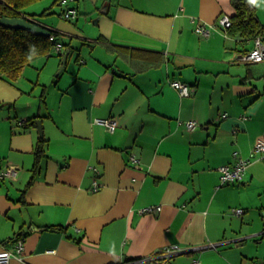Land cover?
Returning a JSON list of instances; mask_svg holds the SVG:
<instances>
[{
    "label": "crops",
    "instance_id": "0c3cea01",
    "mask_svg": "<svg viewBox=\"0 0 264 264\" xmlns=\"http://www.w3.org/2000/svg\"><path fill=\"white\" fill-rule=\"evenodd\" d=\"M70 1L39 23L63 36L64 69L52 54L0 79V173L17 169L0 179V250L25 239L9 264H134L169 247L180 253L156 264L264 263V160L250 156L264 138V62L236 61L253 40L218 26L235 14L231 1ZM252 3L264 26V0ZM66 8L77 10L69 24ZM34 116L47 140L36 167L39 131L21 128ZM110 117L113 133L93 122ZM234 152L250 163L240 183L220 185ZM149 206L161 210L141 212Z\"/></svg>",
    "mask_w": 264,
    "mask_h": 264
},
{
    "label": "trees",
    "instance_id": "16d2710c",
    "mask_svg": "<svg viewBox=\"0 0 264 264\" xmlns=\"http://www.w3.org/2000/svg\"><path fill=\"white\" fill-rule=\"evenodd\" d=\"M40 0H0V17H16L36 20L24 13L23 8ZM64 0H53L60 5ZM235 14L230 17L229 34H236L242 39L253 40L258 35H264V26L259 23L252 0H230ZM51 37L37 36L24 30L10 29L0 26V78L15 82L24 67L40 56L52 55V47L58 42L59 33L50 29ZM58 55V54H57ZM37 116L28 118L21 123L23 131L36 129ZM47 140L41 136L36 141L34 150L35 165L44 157V146Z\"/></svg>",
    "mask_w": 264,
    "mask_h": 264
},
{
    "label": "built area",
    "instance_id": "2783aa9c",
    "mask_svg": "<svg viewBox=\"0 0 264 264\" xmlns=\"http://www.w3.org/2000/svg\"><path fill=\"white\" fill-rule=\"evenodd\" d=\"M62 17L66 20H73L77 17V10L75 8H66L62 12ZM218 26L224 30L231 27L230 17L227 15H222L218 19ZM209 26L199 23L195 25L194 32L199 38L205 39L209 36ZM64 49L61 45L56 44L52 47V54H63ZM236 61L243 64H257L264 62V35H258L253 39V46L250 50L241 53L236 56ZM170 85L178 92L179 96L182 98L190 97L193 93L192 88L180 81H171ZM225 118L226 115H223ZM95 124L103 126L109 133H113L117 128V122L114 118H96L93 120ZM197 124L194 121H187L185 123V128L188 131L193 130ZM251 157H255L259 160H264V138H259L256 140L255 145L251 151ZM234 159L233 164L222 165L218 168L220 173V185H226L230 183H240L243 179L246 168L248 167L250 160L242 158L239 153L234 152L232 154ZM129 161L133 164H137L138 160L134 156L129 157ZM93 172L98 175L99 172L96 168H91ZM17 169L15 167L6 166L0 173V179L13 178L16 176ZM99 184L97 179L93 180V190L98 188ZM161 210L160 206H149L143 208L141 212L154 213L157 214ZM232 212L235 215H241L243 213L242 209H233ZM24 236L20 235L17 237L14 243V248L12 251L0 250V264H9L12 258L22 261V255L24 250ZM180 253V249L177 247H169L155 253L149 259H138L134 261V264H156L159 259H168L173 255ZM192 264H199L198 260L192 262ZM264 264V263H262Z\"/></svg>",
    "mask_w": 264,
    "mask_h": 264
},
{
    "label": "rangeland",
    "instance_id": "374dc122",
    "mask_svg": "<svg viewBox=\"0 0 264 264\" xmlns=\"http://www.w3.org/2000/svg\"><path fill=\"white\" fill-rule=\"evenodd\" d=\"M65 2H64L65 3L64 5L62 4L63 6L62 5H57L56 7H52L53 11H51V9H50V7H51L50 6V1L49 0H40V1H37L35 3H32V4L28 5V6H26L25 8H23V11H24L25 14H27L29 16H32L36 20L37 23L46 22L50 17H52L54 20H57V19H59L58 14L61 12V10L65 6H68V7L72 6L71 5L72 1L66 0ZM48 11H51V12H48ZM61 20H62V22L67 23V24L71 23V21H68V20H64V19H61ZM62 37H63L62 35L58 36V40H57L61 44L63 43V38ZM40 58H43V57L42 56L38 57V59H40ZM36 62H34V65L38 69L41 66H37ZM35 66H30L28 68L33 69L36 72ZM47 68L48 67L40 70L41 75H40L39 79L41 81L42 80L44 81V79H43L44 76L47 77V79H45V80H48V76H47V70L48 69ZM37 73L39 74V72H36V75H37ZM36 75H35V77H36ZM32 89H33V87L31 86L29 90H32ZM36 90H38V91H36ZM36 90H32L33 92H31V95H33V96H35L37 98L39 93H41V88L40 89H36ZM39 90H40V92H39ZM17 106H18V111L19 112H23V109H24L23 101H20Z\"/></svg>",
    "mask_w": 264,
    "mask_h": 264
},
{
    "label": "water",
    "instance_id": "95a60500",
    "mask_svg": "<svg viewBox=\"0 0 264 264\" xmlns=\"http://www.w3.org/2000/svg\"><path fill=\"white\" fill-rule=\"evenodd\" d=\"M0 26L10 29L24 30L37 36L51 37V32L49 28L35 21H31L29 19L16 18V17L8 18L2 16L0 17ZM69 54H70V49L65 50L64 53L62 54L61 65L59 67L58 73H60L66 66L67 58ZM36 125L39 131V136L41 137L42 125L40 120H36Z\"/></svg>",
    "mask_w": 264,
    "mask_h": 264
}]
</instances>
